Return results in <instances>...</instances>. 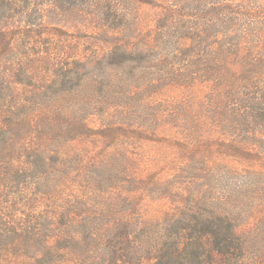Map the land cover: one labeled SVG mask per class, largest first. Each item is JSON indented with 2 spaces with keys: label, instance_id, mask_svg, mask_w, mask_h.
Masks as SVG:
<instances>
[{
  "label": "trees",
  "instance_id": "trees-1",
  "mask_svg": "<svg viewBox=\"0 0 264 264\" xmlns=\"http://www.w3.org/2000/svg\"><path fill=\"white\" fill-rule=\"evenodd\" d=\"M151 2L0 0V264H264V0Z\"/></svg>",
  "mask_w": 264,
  "mask_h": 264
},
{
  "label": "rangeland",
  "instance_id": "rangeland-1",
  "mask_svg": "<svg viewBox=\"0 0 264 264\" xmlns=\"http://www.w3.org/2000/svg\"><path fill=\"white\" fill-rule=\"evenodd\" d=\"M153 3V0L152 2ZM33 8V7H31ZM54 10L53 7L50 8V11H48V13L46 14L47 18L51 21H57L58 19H60V24L59 26L64 27L61 30V33L55 32L53 38L57 39L58 41H63L66 43H76L79 44L81 46V49L83 51V53L86 55V53L88 54L90 51H95L99 52V49L105 50L104 45H102V43L105 41V43L107 42V39L109 36V31L105 30L102 31V27L96 26V25H92L84 28L81 26H78L77 29L74 28L76 27V25H80V23H91L92 21H95V19H89L90 17L88 15H86V12L84 14H82V16H87L89 17L88 19H80V18H76L73 19L71 17V15L69 13H67L66 11L62 10L59 11L57 10L60 15L57 16L54 13L57 11H52ZM141 11L151 14L154 12V9L151 5H144L141 7ZM149 19V23L150 25H152L151 19ZM153 25H155V20L153 22ZM98 48V49H97ZM101 57L103 56L104 53L99 52ZM100 57V58H101ZM128 58L124 57V61H126ZM95 75L97 76V82L98 85L100 86V77L103 74V71L105 72V74L108 75V78L111 80L112 83L117 82L118 76L123 77V74H130L133 72V64H126L124 67H117L114 66L113 68L109 65L108 61L104 62V66L103 67H99L98 69L93 70ZM104 74V75H105ZM94 124L93 123V127ZM98 126V125H97Z\"/></svg>",
  "mask_w": 264,
  "mask_h": 264
}]
</instances>
